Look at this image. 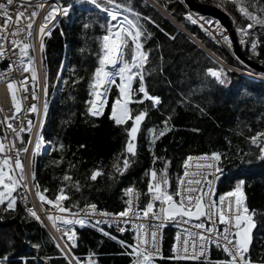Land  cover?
I'll list each match as a JSON object with an SVG mask.
<instances>
[{
    "label": "trees",
    "instance_id": "trees-1",
    "mask_svg": "<svg viewBox=\"0 0 264 264\" xmlns=\"http://www.w3.org/2000/svg\"><path fill=\"white\" fill-rule=\"evenodd\" d=\"M152 1L156 6L147 0H114L139 14L144 27L142 46L148 53L147 63L140 71L146 90L160 98L156 106L148 99L129 105L132 114L144 111L146 118L136 136L135 156L123 173L113 168L114 163L123 166L122 149L127 139L126 125H117L109 118L111 101L118 96L115 85L107 91L100 116L88 114L86 104L90 100L88 80L98 59L100 37L108 29L107 14L89 3L62 1V6L71 4L72 7L66 16L59 15L42 39L43 50L40 48L47 90H44L43 124L39 130L52 148L43 155L31 156L34 181L49 199H54L63 186L69 199L62 203L70 212L84 204H94L109 212L122 210L127 199L123 190L129 186L140 194L135 199L142 208L148 199L145 191L148 169L159 170L167 162L169 188L173 192L187 154L218 152L222 159L217 165L220 168L217 191L233 189L243 181L245 203L254 212L256 223L247 256L255 264H264V159L258 158L264 135L257 137V144L249 139L258 132L264 134V79L239 71L251 70L258 74L261 70L242 61L247 64L245 67L226 48L190 24L186 18L187 7L181 0ZM196 1L218 5L215 0ZM241 2L264 18L261 11L264 0ZM221 3L237 27L250 23L237 11L233 0H221ZM174 22L183 25L218 60L234 69L218 62ZM252 36L258 41L255 50L238 46L237 54L232 49L238 58L244 57L264 67V25L257 24L249 30L250 47ZM130 43L125 46L129 60ZM210 68L224 70L223 84L210 75L207 71ZM77 77L80 79L73 84L72 80ZM139 82L138 77L134 78V89H138ZM141 95L137 91L133 99L139 100ZM164 122L167 131H164ZM150 128L156 134L161 131L164 134L149 143L153 139L148 132ZM93 169H100L94 180L90 179ZM65 175L70 179L64 180ZM23 203L17 197L14 210L0 204V264H68L48 229L27 214L28 205ZM43 207L54 208L47 203ZM74 231V241L68 242L70 247L75 245L70 253L82 264H88L89 260L93 264H132L133 257L128 254L131 249L127 247L131 245V230L121 233L113 226L100 228L86 224L76 226ZM171 234V228L163 230L162 256L153 257L152 264H204L169 257ZM66 239L62 237V243ZM33 244L39 247L33 248Z\"/></svg>",
    "mask_w": 264,
    "mask_h": 264
},
{
    "label": "snow or ice",
    "instance_id": "snow-or-ice-1",
    "mask_svg": "<svg viewBox=\"0 0 264 264\" xmlns=\"http://www.w3.org/2000/svg\"><path fill=\"white\" fill-rule=\"evenodd\" d=\"M76 4L89 3L94 5L96 9H99L102 13L107 14L108 29L107 32L100 37V50L98 53V59L96 66L91 71L88 88L90 100L86 101L87 112L91 116H100L104 108V102L107 100V91L110 86L115 85L118 96L111 101V112L109 118L112 119L117 125H126L127 139L122 149L123 154V166L113 164V168L123 173L126 168L132 163V157L136 153V136L140 130L142 121L146 118L144 111H139L136 114H132V110L129 107L132 103L142 102L144 99H148L152 102L153 106L159 103V97L150 95L146 90L144 83V76L142 70L147 63L148 53L143 50L142 39L144 34V27L139 21V14L132 11L130 6H124L114 3V0H74ZM237 11L241 16L246 17L250 23L245 24L242 28L237 27L236 31L241 36V43L244 42V38L249 35V30L254 25H264V18L258 17L255 11H249L248 7L244 6L241 0H233ZM11 4L12 0H8ZM28 7H33L31 4ZM25 7L22 0L21 9ZM44 7L42 4H37L31 13V16L24 17L22 11H17L15 14V21L12 20L8 13L5 4L0 3V17H3V24L0 25V59L5 56L9 57L8 67L0 71V80L7 81V89L11 95L12 104L15 109L13 115L20 111L21 105L17 99V92L20 90L27 91L26 82L31 81L33 86L32 98H36L35 88L38 86L37 69L33 62V59L29 56V49L33 48V45L29 42H25L30 36L33 28V21L37 15L36 8ZM72 5L62 6L59 3L52 4L50 10L46 12L43 23H40L37 38L41 40L40 48L43 50L42 37L48 34V25L46 23L50 20L58 18L60 16H66ZM255 8V5H252ZM261 11H264L262 9ZM124 13H130L131 15H125ZM186 18L192 23H196L197 19H204L202 17L194 18L192 14L186 13ZM148 20L150 18L143 17ZM24 21V22H22ZM115 22V23H113ZM208 25L205 31L215 30L222 34V39L228 42L229 37L223 35V28L219 21L214 19H207L204 21ZM9 26L11 31L9 32ZM86 27V26H85ZM203 28V24L201 25ZM23 34V39L21 37ZM7 40V44L5 41ZM131 49V59L126 58L125 46L129 45ZM257 39L255 36L251 38V49L255 50L257 46ZM10 45V47H9ZM15 71L30 73L29 76H24L23 80L19 81L18 87L14 88L15 81L9 79L10 74ZM212 77H214L219 83L223 84V69L220 70H207ZM139 78V87L134 89L132 81L134 78ZM118 78V83H117ZM80 78L72 80L73 84H76ZM43 88L47 90V78L43 79ZM141 95L139 100H134L133 97L136 92ZM29 113L36 111V106L27 108ZM130 121V126H127V122ZM7 128L12 129L15 133L17 140L21 139L20 133H29V143H31V153L33 155L39 154L47 145L46 141L37 128L33 140L32 136V123L26 121L27 128L22 127L20 130L13 128V125L5 120ZM39 124H43V118L39 120ZM164 131H167V124L164 122ZM149 134L153 137L149 143L154 142L157 135H163L161 131L158 134L153 132V129H148ZM264 134L256 133L255 136L249 139L253 144H257V137ZM29 143H24L23 147L16 149L14 145H10L14 151L19 154L25 152ZM57 148H61L62 145H56ZM83 147V145H81ZM4 145L0 144V151H3ZM260 156L259 159H264V146L259 147ZM155 160L156 157H153ZM191 158H185L184 165L189 164ZM199 159L208 161L206 164L198 165V169L214 170L219 172L220 168L217 165L221 162V154L218 152H212L205 154ZM21 173L17 178V173ZM100 174V169H93L90 174V179H96ZM147 186L146 193L148 195L147 203L140 208L137 203L134 202L133 197L137 199L139 193L129 186L123 191L125 192L127 199L125 200V207L116 213H101L104 216H111L118 218L124 223H127L130 219L136 220H148L153 221L164 219H175L176 217L188 218V220L201 221L195 223L194 227L197 229L195 233H185L182 237L184 241L183 247H178L177 244H173L174 253L178 252L176 256L178 259H190L195 260L201 256L207 259L205 254V243H215L218 248L222 247L223 252L227 255L228 259L218 260L215 264H255L247 253L249 252V243L251 239V231L255 226L254 212L249 210L245 203V195L242 191L241 185L243 181L237 183V185L228 193H224L219 197V203L212 196V181L207 178V172L200 179H188V177H200L201 172H185L179 176L176 180L175 191L172 192L169 188V177L167 174V162L165 167L159 170L150 168L147 170ZM64 180H69L70 177L65 175ZM207 185L205 187L204 185ZM29 190L30 186L22 174V165L19 158L15 161V166L12 168L9 162V158L5 156L0 159V204H5L6 209L14 210L17 197L13 194L17 189ZM31 188L35 189V196L41 202V210L43 211V204L47 203L49 206H53L56 209V214L53 215L51 211L48 212L47 220L52 223V226L60 230L63 228V236L67 239L64 241L63 246L57 243V248L61 249V255L68 260V264H82V261L74 255L69 256L65 253V249L71 252V247L75 245H69V241H74L75 231L72 229L73 225L83 226L87 223L86 217H81L78 213H70V209L63 205V201L69 199V196L64 191V187L61 186L60 191L55 194L54 199H49L43 192L39 190L38 185L34 181ZM79 191V186H76ZM45 191H47L45 189ZM178 198V199H176ZM85 209L91 210L95 213V205L87 204ZM27 214L41 221V216L32 207H26ZM71 215V218H70ZM224 225L223 231L216 230L214 225ZM133 227L137 230V236L134 238L135 243L127 245L131 251L128 253L133 257L132 264H152L155 237L156 232L152 231V241L149 242L146 239L145 223H133ZM155 227V225L153 226ZM124 231L123 228L120 229ZM107 235V233H105ZM192 235L195 239L192 241V251H188L189 235ZM197 240L199 244L197 245ZM124 245V242L121 241ZM33 248H38L39 245L33 244ZM89 256L92 254L89 253ZM88 264H93L91 260Z\"/></svg>",
    "mask_w": 264,
    "mask_h": 264
},
{
    "label": "built area",
    "instance_id": "built-area-1",
    "mask_svg": "<svg viewBox=\"0 0 264 264\" xmlns=\"http://www.w3.org/2000/svg\"><path fill=\"white\" fill-rule=\"evenodd\" d=\"M62 1L63 0H23L25 7L23 9H21L22 0H12L11 4L8 3V0H0V3L5 4V6L7 7L8 13L11 16L13 21H15V14L17 11H22L24 17H29V16H31L32 11L34 10V8L37 4L44 5V7H40V8L35 9L37 12V15L33 21V28L31 31V36L25 41V42H29L30 44L33 45V48H30V51H31L30 57L33 59V62H34L36 69H37L38 86L35 88L36 98L35 99L32 98L33 86H32L31 81L29 79V81L26 82L27 91L20 90L19 92H17V99L21 105V108H20V111L17 112L16 115L14 116L13 112L15 111V109H14L13 104H12L11 95L9 94L8 89H7V81L6 80H0V144L4 145L3 151H0V159H3L5 156H7L9 158V162H10V165L12 166V168H14V166H15L16 159L17 158L20 159L21 165H22V170H23L22 174L25 176V178H26V180L30 186V189L28 190L29 195L32 197V201H35L38 204H39V202L37 201V199L35 197L34 190H33V188H31V185H32V174L30 171L31 170V164H28V162L31 163L30 160H31V154L32 153H31V143H29V133L22 131L20 133L21 139L17 140L15 137L14 131L12 129L7 128V124L5 123V120L8 119V122L11 123L13 125V128L16 130H20L22 127L27 128L28 124L26 123V121L30 120L32 123L31 131H32L33 140H34V136H35V132H36L37 128L40 129L39 120L41 117H43V112H44V102H43L44 89H43V68H42L41 57H40L41 40L39 38H37V33L39 30L40 23L45 22L44 16L46 15V12L48 10H50L52 4L59 3L62 5ZM28 4H31L33 7H28L27 6ZM187 13L192 14L189 10H187ZM57 16L59 17V14H57ZM193 17L194 18H199V17L204 18V19H197L196 23H192L190 20H188L190 24H192L194 26H198L202 30H204L205 28L208 27V25L206 23H204L205 20L215 19L209 15H193ZM3 19H4L3 17H0V25L3 24ZM56 20H57V18H55L54 20L48 21L46 23V27L49 24L53 25ZM22 22H24V21H22ZM202 24H203V28L201 27ZM51 27H48V30ZM223 30H224V28H223ZM8 31L9 32L11 31V26H9ZM205 32H207L212 38L213 37L216 38V36L222 35L220 32H216L215 30H210V32L209 31H205ZM223 32H225V30ZM223 34H225V33H223ZM21 37L23 39V34H21ZM43 37H42V39H43ZM238 38L240 40L241 36H239ZM214 41H215V39H214ZM215 42L217 44H220V45L223 44L222 46H224V48H226V50L230 51V54L232 56H234L233 49L230 46L231 45L230 42L228 43V42H225L224 40H222V41L217 40ZM5 43L7 44V40L5 41ZM9 47H10V45H9ZM8 63H9V57L8 56H5L3 59H0V71L5 70L8 67ZM24 76H29V78H30V73L24 72L22 69L20 71H15V69L12 71V73L9 76V79L16 82V84H14V88L18 87L19 81L23 80ZM33 104L36 106V111L29 113L27 111V108L32 106ZM24 136L26 137V139L29 143V147L25 152H23V155H21L22 152L17 154V152L14 151L13 148L10 147V145H14L16 149H19L20 145L22 144V141L24 139ZM46 141H48V140H46ZM51 148H52V146L49 142L48 145L40 152L41 155L47 153L49 150H51ZM212 152H214V151L206 152V153H200V154H187L184 157V160H185V158H188V157H190L191 159L189 160V164L187 166L184 165V160H183V162L181 164L179 176H181L186 171L187 172L200 171L201 172L200 177H191V176L188 177V179H193V178L200 179L204 175V173L207 172V178L212 181V196L219 203V197L224 193L230 192L232 189H226L222 192H218L217 191V182H218V178H219L218 172H215L214 170L198 169V167H197L198 165L206 164L208 162L206 160H201L199 158L205 154H210ZM16 175L18 178L20 173L18 172ZM204 186L207 187L206 184ZM15 191L18 194H20L19 189L15 190ZM174 191H175V189H174ZM176 199H178V198H176ZM133 200L136 203L135 196L133 197ZM85 205H87V204H85ZM85 205L81 206L80 208H78L74 211H71L70 213H78L81 217H86L87 223H85L84 225L92 224V225H94L96 227H100V228L101 227L110 228L113 226L117 230H119V232H121V233H123L127 230H131V232H132L131 244L135 243L134 238L137 236V230L133 227V223H136V224L145 223L147 225L146 239L149 242L152 241V236H151L152 231L156 232L155 248H154L153 257L162 256V242L161 241H162V233H163V230L165 228L169 227L172 229L171 243H170V248H169V257H171L173 259H178V258H176V256L179 255V253L178 252L174 253L173 244L175 243L178 245V247L182 248L184 245V241H183L182 237L185 235V233H195L197 231V229H195V227H194L195 223L201 222V221H196L194 219L188 220V218H181L178 216L175 219H169V220L160 219V220H156V221H153L151 219L136 220L135 218H132L127 223H124L121 220H119L118 218H114L111 216H104L101 214V213H116V212H119L121 210L116 211V212H109V211L100 210L95 206V213H92L91 210L85 209ZM48 212L49 211L44 210V213H46V216H47ZM51 213L53 215H55L56 209L54 208L53 210H51ZM70 218H71V215H70ZM48 224H50V223L48 222ZM154 225H155V227H153ZM75 226H80V225H73L72 229ZM214 227L216 228V230L223 231L225 226L220 225V224H216V225H214ZM121 228H123L124 231H121L120 230ZM56 232H57L58 237L63 236V228L62 227L60 228V230H57ZM193 239H195V238L190 234L189 235V243H188L189 253H191V251H192ZM198 244H199V241L197 240V245ZM205 254L207 256V259H205L204 256H201V257H199L193 261L204 262V264H215V262L218 260L228 259L227 255L223 252V248L222 247L218 248L215 243H205ZM178 260H190V259H178Z\"/></svg>",
    "mask_w": 264,
    "mask_h": 264
},
{
    "label": "rangeland",
    "instance_id": "rangeland-1",
    "mask_svg": "<svg viewBox=\"0 0 264 264\" xmlns=\"http://www.w3.org/2000/svg\"><path fill=\"white\" fill-rule=\"evenodd\" d=\"M217 3H218V5H215V6H217V7H219L220 9H222L227 15H228V18H229V20H230V22H231V29L233 30V32H234V34H235V37H236V43H237V45L238 46H247L248 48H250L249 47V43H250V40H249V38H248V36H246L245 38H244V42L243 43H241V39L239 40V36H240V34H238L237 33V31H236V28H237V26H236V22H235V20H234V18L232 17V15H230L229 13H228V11L226 10V8L224 7V5H223V3H221V0H215ZM187 7V6H186ZM190 11V10H189ZM191 12V11H190ZM192 13V12H191ZM193 14V13H192ZM193 15H195V14H193ZM201 15H208V14H201ZM209 16H211V17H213V18H215L214 20H217V21H219V19L217 18V17H215V16H213V15H209ZM178 27H179V29L180 30H182L186 35H188L189 37H190V39L191 40H195L196 38L183 26V25H181V24H179V23H177V22H174ZM220 23V22H219ZM221 24V26H222V28H224V30H225V32H223V33H225V34H223V35H227L228 37H229V40H228V43L230 42V46L233 48V45H232V43H231V41H230V36H229V33H228V31H227V29H226V27L222 24V23H220ZM181 27V28H180ZM196 28H198V29H200L198 26H195ZM200 30H202V29H200ZM205 34H206V36L212 41V42H214V43H216L215 41H217V40H219V41H222L223 39H222V35H220V36H216V38L215 37H213L214 39H215V41H214V39L207 33V32H205L204 30H202ZM217 39V40H216ZM197 40V39H196ZM197 42L199 43V44H201L202 46H204L200 41H198L197 40ZM196 43V42H195ZM197 44V43H196ZM217 44V43H216ZM217 45H220V44H217ZM223 45V44H222ZM221 45V46H222ZM205 47V46H204ZM224 47V46H223ZM206 48V47H205ZM234 49V48H233ZM251 49V48H250ZM29 51V56L31 55V51H30V49L28 50ZM233 53H234V51H233ZM234 57L236 58V60H238L240 63H242L243 64V60L241 59V58H238V56L234 53ZM243 61V62H242ZM223 65V64H222ZM245 67H246V65L245 64H243ZM250 67V66H249ZM229 68L230 69H234L233 67H230L229 66ZM252 68V67H251ZM240 72H242V73H244L245 75H247L248 76V73H250L251 75H254V76H256V78H258V79H264V73H262V72H259L258 74H255V73H252V71L251 70H248V71H244V70H239ZM43 114H44V112H43ZM23 141H25L24 143H28V141H27V139H26V137L24 136V139H23ZM23 141H22V143H23ZM24 145V144H23ZM23 145L21 144L20 145V147H23ZM41 154V153H40ZM21 155H23V152L21 153ZM33 154H31V156H32ZM34 158L36 157V155H34L33 156ZM28 164H31V163H29L28 162ZM31 171V170H30ZM22 172H23V170H22ZM21 174V173H20ZM31 174H32V172H31ZM32 180H33V176H32ZM19 189V188H18ZM33 190H34V188H33ZM19 193L20 194H18L16 191H14V195L16 196V197H18L19 199H20V201H23L25 204H27L28 205V207H32V208H34V210L37 212V214L38 215H40L41 216V220L43 221L42 223L44 224V226L46 227V229H48V231L50 232V234H52V235H54V236H56V237H58V235H57V228H55V227H53L52 226V223L51 222H49L48 220H47V216H46V213H44V210H47V211H51V210H53V209H45L44 207H43V211L41 210V204H40V202H39V200H38V198L36 197V199H37V201L39 202V204L38 203H36L35 201H32V197L29 195V191L28 190H23V189H19ZM34 194H35V191H34ZM23 203V204H24ZM24 204V205H25ZM85 205V204H84ZM26 206V205H25ZM83 206V205H82ZM99 209V208H98ZM48 215V214H47ZM48 222L50 223V224H48ZM76 227V226H75ZM74 227V228H75ZM74 228H73V230H74ZM53 232H55V234L53 233ZM51 235V236H52ZM62 237H64V236H59L58 238H59V240L62 242ZM53 238V237H52ZM63 244V243H62Z\"/></svg>",
    "mask_w": 264,
    "mask_h": 264
},
{
    "label": "water",
    "instance_id": "water-1",
    "mask_svg": "<svg viewBox=\"0 0 264 264\" xmlns=\"http://www.w3.org/2000/svg\"><path fill=\"white\" fill-rule=\"evenodd\" d=\"M186 6L187 9L190 10L193 14L195 15H201V14H208V15H213L215 17H217L219 19V22L222 23L230 36V41L233 45L234 51L239 54L238 51V45L236 43V37L235 34L233 32V30L231 29V22L228 18V15L219 7L215 6V5H211V4H203V3H199L196 0H181ZM148 2L154 4L151 0H148ZM194 42H196L204 51H206L208 54H210L212 57H214L218 62H220L221 64H223L226 67H229L227 64H224L223 62H221L220 60H218L207 48H205L204 46H202L201 44H199L197 42V40H193ZM244 62H246L248 65L256 67L258 69L261 70L262 73H264V67H259L256 64L251 63V61H249L248 59L244 58V57H240ZM33 183V180H32ZM256 226V223H255ZM255 226L253 227L252 231H251V239H250V243H249V248L252 242V234L253 231L255 229ZM52 235V234H51ZM53 240L55 241V243H60L61 246H63L62 242L60 240H58V237L52 235Z\"/></svg>",
    "mask_w": 264,
    "mask_h": 264
},
{
    "label": "bare ground",
    "instance_id": "bare-ground-1",
    "mask_svg": "<svg viewBox=\"0 0 264 264\" xmlns=\"http://www.w3.org/2000/svg\"><path fill=\"white\" fill-rule=\"evenodd\" d=\"M230 53V51H228ZM51 144V143H50ZM52 146V145H51ZM31 161V160H30ZM55 234V232H53ZM59 240V238H58ZM65 253L68 254L69 256H71L72 254L68 252L67 249H65ZM73 264H75V261H73Z\"/></svg>",
    "mask_w": 264,
    "mask_h": 264
}]
</instances>
